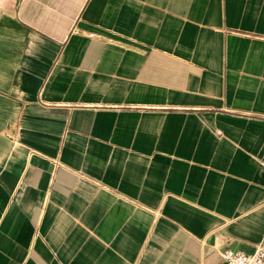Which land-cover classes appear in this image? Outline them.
<instances>
[{
    "label": "crops",
    "instance_id": "1",
    "mask_svg": "<svg viewBox=\"0 0 264 264\" xmlns=\"http://www.w3.org/2000/svg\"><path fill=\"white\" fill-rule=\"evenodd\" d=\"M264 237V0H18L0 20V264H228Z\"/></svg>",
    "mask_w": 264,
    "mask_h": 264
},
{
    "label": "built area",
    "instance_id": "2",
    "mask_svg": "<svg viewBox=\"0 0 264 264\" xmlns=\"http://www.w3.org/2000/svg\"><path fill=\"white\" fill-rule=\"evenodd\" d=\"M221 256L228 264H264V237L253 251L227 248Z\"/></svg>",
    "mask_w": 264,
    "mask_h": 264
},
{
    "label": "rangeland",
    "instance_id": "3",
    "mask_svg": "<svg viewBox=\"0 0 264 264\" xmlns=\"http://www.w3.org/2000/svg\"><path fill=\"white\" fill-rule=\"evenodd\" d=\"M18 0H0V20L5 17L10 20Z\"/></svg>",
    "mask_w": 264,
    "mask_h": 264
}]
</instances>
